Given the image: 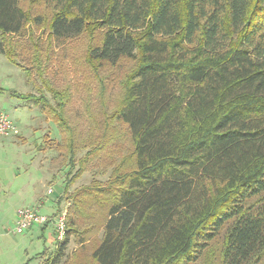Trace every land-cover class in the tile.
Masks as SVG:
<instances>
[{
  "label": "trees",
  "instance_id": "1",
  "mask_svg": "<svg viewBox=\"0 0 264 264\" xmlns=\"http://www.w3.org/2000/svg\"><path fill=\"white\" fill-rule=\"evenodd\" d=\"M81 37L92 70L135 65L72 174L70 93L50 74L56 48ZM0 50L52 94L18 97L57 123L58 159L69 163L57 201V212L72 203L68 230L45 264L92 231L102 232L93 264H264V0H0ZM124 136L130 155L118 152ZM102 159L108 179L71 191ZM94 209L99 225L81 229Z\"/></svg>",
  "mask_w": 264,
  "mask_h": 264
},
{
  "label": "rangeland",
  "instance_id": "2",
  "mask_svg": "<svg viewBox=\"0 0 264 264\" xmlns=\"http://www.w3.org/2000/svg\"><path fill=\"white\" fill-rule=\"evenodd\" d=\"M87 46V39L81 37L57 47L55 69L52 67L55 77L50 74L57 90L70 93L64 114L74 134L67 142L76 150L77 164L72 174H76L79 161L101 142L104 122L122 99V81L135 65L133 61L123 60L115 68L106 64L94 71L86 60ZM34 82L40 83L38 79ZM39 88L42 90H37L33 82L28 83L23 70L0 50V109L16 124L15 132L0 140V264H45L42 255L55 253L59 243L54 222L35 226L24 234L15 232L17 212L21 208H36L44 216L56 214L57 201L64 192L69 171L67 159H58L56 146L61 142V133L57 123L33 102L19 100L20 94L40 96L45 90ZM45 95L52 97L47 91ZM119 128L124 131V127ZM119 144L118 152L122 155L133 151L130 137L124 136ZM114 145L115 142L109 143V147ZM101 161L93 162L89 170H84L70 190L90 185L96 179L106 181L111 169L107 167L109 161ZM49 189L53 190L50 195ZM71 206L68 199L61 204L66 212ZM94 211L96 220L88 221L81 229L99 225L100 210ZM95 232L89 233L83 244H79L77 237H71L61 264H93L90 255L102 236V232Z\"/></svg>",
  "mask_w": 264,
  "mask_h": 264
},
{
  "label": "built area",
  "instance_id": "3",
  "mask_svg": "<svg viewBox=\"0 0 264 264\" xmlns=\"http://www.w3.org/2000/svg\"><path fill=\"white\" fill-rule=\"evenodd\" d=\"M15 130V122L0 109V140L11 136ZM52 193L53 190L49 189L48 195ZM49 222L55 223L56 231L58 232V240H63L68 230L66 211L56 212L55 216L50 217L41 215L36 208H21L17 212L15 232L17 234H24L35 226H44Z\"/></svg>",
  "mask_w": 264,
  "mask_h": 264
},
{
  "label": "crops",
  "instance_id": "4",
  "mask_svg": "<svg viewBox=\"0 0 264 264\" xmlns=\"http://www.w3.org/2000/svg\"><path fill=\"white\" fill-rule=\"evenodd\" d=\"M32 197V196H31ZM33 198V197H32Z\"/></svg>",
  "mask_w": 264,
  "mask_h": 264
}]
</instances>
